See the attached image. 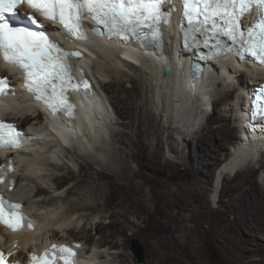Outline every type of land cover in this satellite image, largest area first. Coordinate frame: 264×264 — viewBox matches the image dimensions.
<instances>
[{"label": "bare ground", "instance_id": "1", "mask_svg": "<svg viewBox=\"0 0 264 264\" xmlns=\"http://www.w3.org/2000/svg\"><path fill=\"white\" fill-rule=\"evenodd\" d=\"M173 30L171 26L166 28L164 51L159 54L153 51L154 55L122 50L119 43L106 42L95 35L81 44L91 55L84 57L81 64L87 70L86 75L91 76L88 77L94 82L91 81L96 94L98 89L107 92L114 111L124 118L119 124L122 129L115 131L113 139L117 150H113L108 162H103V152L96 151L93 156L79 150L90 151L96 142L105 140L107 128L101 121L98 123L101 115L105 117L104 111L109 110L105 98L98 95L101 98L96 96L93 101L95 98L75 93L76 117L68 127L61 117L49 113L44 121L43 114L30 103V96L19 87L6 97L14 101L2 115L6 121L25 127L32 141L21 154L6 156L0 152V165L4 164L2 171L9 173L6 188L14 189L8 195L24 204L36 221L32 231L12 233L0 227V249L11 260L28 264L35 250L51 241L72 244L81 250L80 255L88 258L85 264H138L130 245L132 238H139L148 245V260L157 259L161 261L158 264H165L150 245L153 243L147 234L150 218L159 207L164 210L166 220L174 216L179 219L183 238L187 239L181 256L187 262L191 250L192 257L200 256L190 232L199 226L202 214L210 210L209 195L218 193L222 180L217 204L226 207L228 219L216 230L215 240L240 264H264L262 259H252L253 255L264 258V186L257 181L260 175L264 176V126L240 127L243 94L264 82V68L237 64L230 58L218 59L210 69L223 88L212 93L206 89L209 80L200 78L190 83L185 76L181 79L186 58L178 59L176 65L169 58L177 48ZM87 59L93 62L86 63ZM166 59L172 67L170 79L161 70ZM1 76L7 75L3 72ZM202 85L204 89L198 97L195 93ZM84 100L93 101L92 115L84 112L88 107ZM156 105L160 106L158 113ZM196 109L205 124L201 128L196 126L198 129L191 131L193 134L188 138L183 128L194 127L193 121L199 115L195 116ZM181 114L184 121L178 120ZM232 117L237 124H231ZM171 131L178 132L185 143L181 149L175 146ZM228 144L234 151L222 160ZM138 146H146L149 154L165 165L169 164L165 157L167 149L184 162L185 150L189 149L196 162L197 181L184 190L144 187L143 173L133 171L128 162L133 159L131 149ZM249 157L251 161H247ZM254 157L262 163L258 171L250 165ZM11 160L9 170L6 166ZM213 167L216 169L212 177ZM154 195L160 196L159 203ZM187 210L191 211L195 226L184 224L188 220L184 216Z\"/></svg>", "mask_w": 264, "mask_h": 264}, {"label": "snow or ice", "instance_id": "2", "mask_svg": "<svg viewBox=\"0 0 264 264\" xmlns=\"http://www.w3.org/2000/svg\"><path fill=\"white\" fill-rule=\"evenodd\" d=\"M21 3H26L43 19L51 23H59L77 39H84L80 32L79 21L85 15L93 21L103 23L109 37L115 35L122 40L139 39L143 29L158 30L160 23L167 22L166 15L162 11L163 0H0V55L6 62L23 69L26 81L31 80V85L26 84L28 91L40 93L36 95L37 100L47 95L44 102L54 113L59 107L65 106V98L64 88L61 87L60 94H57L53 81L59 80L61 85L66 83L65 77L69 71L66 59L68 56L79 54L63 53L44 31H32L27 25H23L15 11ZM253 7L259 9L258 22L254 26H249L247 39H244L245 32L240 31L241 46L235 55L240 60H244L246 56L251 57L253 62L264 65V0H191V2L184 0L183 15L187 17L189 26H193L194 30H203L200 27L202 17L204 26L211 24L213 38L217 35L216 29L219 27V34L230 37L235 43L238 28L236 21ZM6 14L12 16L16 24L23 26L10 25ZM194 18L195 25H193ZM26 19L31 25L40 27L34 17ZM218 21H223V24L218 25ZM143 35L144 39H148L149 35H153L154 40L159 39L151 32ZM204 43L207 45V41ZM52 53L57 55L54 56ZM166 75H169L167 70ZM2 83L0 81V84ZM50 87L53 89L51 93L48 92ZM84 87L87 88L88 85L85 83ZM261 91L264 93V86H261ZM253 109H256L258 114H264V94L255 98L249 111ZM4 128H8V133L6 136L0 135V147H20L23 142L20 134L13 135L11 126L0 124V129ZM20 207L0 198V223L12 230L24 226L25 218L18 212ZM27 226L32 225L29 222ZM55 248L56 246L53 245V249ZM59 252L65 254L57 257L63 259L64 264H74L76 253L67 247H61ZM52 255L55 256V252ZM48 256L49 253H44V257ZM3 262V253H0V264ZM32 264H52V262L43 257L40 259L32 257Z\"/></svg>", "mask_w": 264, "mask_h": 264}, {"label": "rangeland", "instance_id": "3", "mask_svg": "<svg viewBox=\"0 0 264 264\" xmlns=\"http://www.w3.org/2000/svg\"><path fill=\"white\" fill-rule=\"evenodd\" d=\"M90 55V53H89ZM91 56V55H90ZM88 57V56H87ZM142 59V58H140ZM87 61V62H86ZM85 62L86 63H90L91 59H87ZM93 62V60L91 61ZM138 67V66H137ZM140 71H142V67H138ZM123 69L125 71H127L128 73L134 74L132 73L129 69H127L126 67H123ZM89 70H91L89 68ZM92 71V70H91ZM220 71V70H218ZM211 72V74H210ZM93 73V71H92ZM135 76V74H134ZM208 76V77H207ZM205 80L207 82V88L209 91H211L212 93H214V91L218 90V89H222L223 85L216 80L217 79V75L215 74V72L212 73V70L210 69L209 71V75H207ZM91 77V76H90ZM102 80V78L100 79ZM105 80H109V78L105 79ZM160 80V78H159ZM213 82V83H212ZM161 84L158 83L157 86V90L159 89V85ZM210 84V85H209ZM126 88L129 87V85H125ZM204 87L202 85V87L200 88V90L198 89V93L196 92V96L200 97V94L203 92ZM202 90V92L200 93V91ZM98 95H100L101 97L105 98L107 103H108V113H106L104 111V115L102 116L101 120H98V123L101 124V122L103 123V125H105V128H107V134L105 137V140L96 142L94 144V147L92 150H88L87 151H83L81 148H79V150H81V153H87L89 152V154L96 156L97 152H103V162H108L110 161V156L113 153V150H117V145H115L113 142V139L115 137V131L118 129H122L119 124L121 122L124 121V118L117 115V113L114 111L112 105L110 104V98H109V94L105 91H101L99 90ZM164 89H160L161 94L163 93ZM97 95V96H98ZM100 96H98V98H101ZM159 107L157 106L155 107V111L158 113L159 112ZM199 110H195L196 114L195 116H197L199 114V112H197ZM210 113V111L208 110V114ZM206 114V115H208ZM108 115V117H107ZM200 115V114H199ZM197 116L192 118L194 119L193 126H187L185 129L183 128V134L185 136H188V138H190L192 136V132L196 129H198L197 127L201 128L204 124H205V120L202 118L203 116ZM202 116V117H201ZM107 117V118H106ZM105 120H104V119ZM191 119V120H192ZM177 120V119H176ZM179 120V119H178ZM101 121V122H100ZM189 124L191 123L190 121L188 122ZM237 120L234 119V117H232L231 120V124H237ZM197 126V127H196ZM214 126V125H213ZM192 127V128H191ZM195 128V129H194ZM174 137V142H175V146L178 148H182V145L185 143L182 142V138L179 137V133L176 131H171ZM87 141L88 138L86 137ZM109 142V143H108ZM90 142L88 141V144ZM106 143V144H105ZM99 144V146H97ZM101 145V147H100ZM107 146V147H106ZM104 147V148H103ZM103 149V151H101ZM132 154H133V159H129V166L131 167V169L135 172H141L144 175V178H146V184L144 185V187H152V186H161V187H165L166 189H173V190H184L187 188V186H192L193 183H195V181H197V175H196V162L194 160L193 157V152L190 151L189 149L185 150L186 153V162L181 161L179 158H177L176 155L172 154L168 149L165 152V157L169 160V164L165 165L163 163V161L160 159V163H159V158L155 159L153 158V156L151 154H149V151L147 150L146 146H138L136 149L132 148ZM94 151L95 153L93 154ZM97 151V152H96ZM234 151L233 146H231V144L227 145V148L224 150L223 154L221 155V159L223 160L227 155L232 154V152ZM256 157V156H255ZM254 157V161L252 160V164H250L251 166H253L254 168L256 167L257 171L258 168L262 165L260 158L256 159ZM139 158H145L147 160V165L148 168L150 170H152V173H148L144 170H142L141 166L139 165L138 159ZM220 160V161H222ZM250 160L251 158L249 157L247 159V161ZM256 160V161H255ZM247 161H245V164H247ZM259 165V166H258ZM116 166V165H114ZM245 166V165H244ZM215 169L216 167L212 168L211 171V175L212 177L215 174ZM178 174L179 172H182L184 174L183 177H177L175 175V172ZM166 173V178H161L159 175L160 173ZM263 176V175H262ZM261 175L259 176V178L257 179L258 183H260L262 186H264V176L262 177ZM212 182V178H210L209 180V184ZM215 182V181H214ZM222 185H223V181L221 180V183L219 184V191L218 193L215 195L214 192L210 193V210H206L201 216V221L199 223V226H197V228H193L190 232V236L192 237V239L195 241L194 245H198V252L200 253L199 257H192V250L188 248L187 250H191L190 256H189V263L190 264H240L239 262H236V260L234 258H232L230 255H228V253L226 252V250L221 246V243L215 240V233L216 230L221 226L225 224V220L228 219L227 218V209L225 206L217 204L218 200H219V193L222 189ZM157 199L156 202L159 203L160 202V196L159 195H154V199ZM222 199V197H221ZM121 203V202H120ZM159 210V211H158ZM163 209L162 208H157V211H155L153 213V216L150 218L151 223L148 226V230H147V234L149 235V237L151 238V242L153 244H150L154 250H156L155 252L158 254V257L160 258H164V263L165 264H170L173 261L175 262V264H187L188 261L186 262V259H183L181 256V253L183 252V248H185V244L187 239L183 238V233L180 230L181 227V223L179 221V219L174 216V219L169 218V221L165 219L164 215L165 212L163 213ZM189 211V210H187ZM185 211L184 216L187 218L188 220L185 219L184 224L186 225H190V226H195L194 222L191 220V211L187 212ZM158 212V213H157ZM190 214V215H189ZM189 215V216H188ZM136 221V220H135ZM138 222V220H137ZM186 222V223H185ZM150 232V233H149ZM130 233V232H128ZM132 241H136L137 242V246H132L130 245V252L133 254L136 262L138 264H143V263H149V264H158V262H161L157 259H152L150 258V260H148V258L146 257V251L148 250V245L145 244L143 241H141L139 238H132ZM132 244V243H131ZM225 250V251H224ZM163 252V253H162ZM192 257V258H191ZM191 258V259H190ZM253 260L255 261H259L260 259L264 260L263 257H259V255H253L252 257ZM191 260V262H190ZM201 260V261H200ZM185 261V262H183ZM188 263V264H189ZM264 263V262H263Z\"/></svg>", "mask_w": 264, "mask_h": 264}, {"label": "water", "instance_id": "4", "mask_svg": "<svg viewBox=\"0 0 264 264\" xmlns=\"http://www.w3.org/2000/svg\"><path fill=\"white\" fill-rule=\"evenodd\" d=\"M166 70H167V72L169 73V75H166ZM163 74H164V77L166 78V79H170L171 78V76H172V72H171V68L168 66V65H166L165 66V68H164V71H163ZM85 101V103H86V105H88V107H86V109H85V113H87V114H91L92 115V110H93V108L95 107L94 106V103L91 101L90 103L89 102H86V100H84ZM184 119H185V117H184V115L183 114H181L180 116H179V120L180 121H184ZM133 242V245L132 246H137L138 244H137V242L136 241H132Z\"/></svg>", "mask_w": 264, "mask_h": 264}, {"label": "trees", "instance_id": "5", "mask_svg": "<svg viewBox=\"0 0 264 264\" xmlns=\"http://www.w3.org/2000/svg\"><path fill=\"white\" fill-rule=\"evenodd\" d=\"M138 162H139V165L141 166V168H142V170H144V171H146V172H148V173H152L153 171L152 170H150L149 168H148V165H147V160L145 159V158H139L138 159ZM175 172V175L177 176V177H183L184 176V174L182 173V172H179L178 174L176 173V171H174ZM161 178H166V173H160V175H159Z\"/></svg>", "mask_w": 264, "mask_h": 264}]
</instances>
